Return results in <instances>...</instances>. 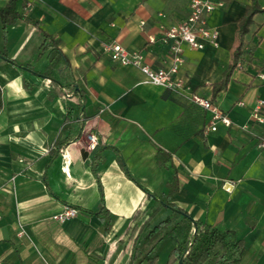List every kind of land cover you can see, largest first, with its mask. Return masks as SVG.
Listing matches in <instances>:
<instances>
[{
  "label": "crops",
  "instance_id": "crops-1",
  "mask_svg": "<svg viewBox=\"0 0 264 264\" xmlns=\"http://www.w3.org/2000/svg\"><path fill=\"white\" fill-rule=\"evenodd\" d=\"M189 2L17 0L16 20L5 24L0 15V52L16 62L0 55V264H129L132 215L157 203L145 190L165 191L174 170L180 189L172 200L197 220L232 229L245 243L238 264H264V147L258 145L264 122L251 117L257 99H264V19L256 20L258 12L243 57L214 95L251 0H226L208 15L220 31L218 46L183 44L180 74L232 120L219 121L215 130L189 93L145 82L138 67L113 60L104 47L119 42L154 67L168 65L171 52L160 25L183 20ZM41 30L60 38L85 96L75 115L85 117L81 133L54 156L50 148L68 98L40 73L48 64L47 53L38 54ZM89 133L103 148L97 172ZM158 149L170 153L164 165ZM68 205L79 212L61 222L55 215ZM102 206L112 215L107 227L87 211ZM168 213L162 208L150 227ZM174 247L171 238L163 239L154 264H179L170 260Z\"/></svg>",
  "mask_w": 264,
  "mask_h": 264
},
{
  "label": "trees",
  "instance_id": "trees-1",
  "mask_svg": "<svg viewBox=\"0 0 264 264\" xmlns=\"http://www.w3.org/2000/svg\"><path fill=\"white\" fill-rule=\"evenodd\" d=\"M17 0H8L0 7V15L4 23L16 20L20 14L16 7ZM264 11L258 0H251L247 6V13L239 25L237 42L233 50L232 61L227 68L221 81L214 85V95L227 85L230 75L245 52V36L250 31V26L254 22V15ZM43 41L40 44L38 54L47 53L48 64L40 72L50 79L53 86L59 87L68 98L67 112L59 131L57 139L54 141L50 151L52 155H58L69 143L75 141L82 131L85 117L76 113L84 106L85 96L79 87L70 63L61 48V40L54 34L41 30ZM1 57L14 63L15 59L8 56L7 52H0ZM31 67L30 64H19ZM2 107V95L0 90V108ZM103 148L96 144L92 156L91 164L95 172L99 163L103 159ZM170 153L158 149L157 160L164 165L169 159ZM120 162L123 165L121 157ZM124 166V165H123ZM128 173V171H127ZM129 174V173H128ZM130 175V174H129ZM180 189V178L178 172L174 170L171 180L167 184V189L161 193H154L145 190L148 198H155L157 203L154 206L139 207L132 215V225L128 228L127 234L132 238V259L129 264L135 262L140 264L147 260L154 264L157 257V249L160 242L165 238H171L175 244L170 256V260L178 261L181 264H238L245 249V243L241 238H237L232 229L208 222L200 221L192 217L187 210L178 206L172 197ZM162 208H168L169 213L161 220L151 225L152 219ZM90 213L100 215L105 220L106 227L112 219V215L107 208L102 206L98 210L88 209ZM197 224V231H194ZM149 229L146 231V229ZM195 235L193 244H190Z\"/></svg>",
  "mask_w": 264,
  "mask_h": 264
},
{
  "label": "built area",
  "instance_id": "built-area-1",
  "mask_svg": "<svg viewBox=\"0 0 264 264\" xmlns=\"http://www.w3.org/2000/svg\"><path fill=\"white\" fill-rule=\"evenodd\" d=\"M226 0H190L187 16L169 25L161 24V40L171 52V60L168 65L154 67L145 61L140 51H131L119 42H106L105 49L110 52L113 60L138 67L144 74L145 82L158 84L174 91L189 93V98L202 105L208 112V128L215 130L219 121L231 124V118L209 97L202 96L192 91V87L180 74V68L185 61L183 44L192 48H204L207 43L213 46L219 45L220 31L217 27L208 24V15L217 8L225 5ZM264 99H257L251 117L259 123L264 122ZM89 147H94L98 138L95 134L87 135ZM264 147V138L258 144ZM79 209L74 206H66L55 217L64 222L77 215Z\"/></svg>",
  "mask_w": 264,
  "mask_h": 264
},
{
  "label": "water",
  "instance_id": "water-1",
  "mask_svg": "<svg viewBox=\"0 0 264 264\" xmlns=\"http://www.w3.org/2000/svg\"><path fill=\"white\" fill-rule=\"evenodd\" d=\"M23 68H24V69H27V70H30V68H28L27 66H23ZM225 186L230 188V187L232 186V184H231L230 182H226V183H225ZM197 228H198V226H197V224H195V228H194V231H195V232L197 231ZM194 240H195V235H194V237L192 238L190 244H193ZM179 264H181V261H180Z\"/></svg>",
  "mask_w": 264,
  "mask_h": 264
},
{
  "label": "rangeland",
  "instance_id": "rangeland-1",
  "mask_svg": "<svg viewBox=\"0 0 264 264\" xmlns=\"http://www.w3.org/2000/svg\"><path fill=\"white\" fill-rule=\"evenodd\" d=\"M262 1H264V0H262ZM256 20L257 21H262L263 19H264V11H261V12H258L257 14H256ZM255 24L252 26V29H254L255 28ZM248 37V36H247Z\"/></svg>",
  "mask_w": 264,
  "mask_h": 264
}]
</instances>
